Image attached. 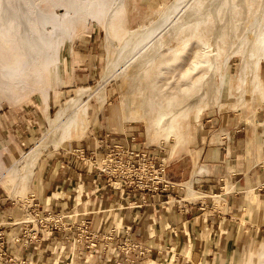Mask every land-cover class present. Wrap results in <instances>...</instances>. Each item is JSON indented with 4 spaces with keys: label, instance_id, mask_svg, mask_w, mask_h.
<instances>
[{
    "label": "crops",
    "instance_id": "obj_1",
    "mask_svg": "<svg viewBox=\"0 0 264 264\" xmlns=\"http://www.w3.org/2000/svg\"><path fill=\"white\" fill-rule=\"evenodd\" d=\"M85 36L82 43L76 42L83 55L92 40ZM95 69L86 61L83 66L76 64L70 71L71 83L61 90L65 95L59 98L52 92L49 96V112L78 84L93 81ZM260 75L264 94V67ZM138 105L144 110L136 115H152L145 103ZM102 114H97L101 123ZM213 121L217 124L205 129ZM203 129L208 134L198 130L189 148L194 158L188 157L185 166L179 165L180 159L173 162L167 171L172 188L156 196L96 168L104 156L99 137L110 134L125 144L130 133H110L106 128L46 153L28 179L29 188L46 215H59L65 227L50 231L43 227L45 223H35L26 230L20 223L23 207L0 194V229L5 235L0 264H11V257L19 264H221L223 257L229 262L243 246L263 241L264 98L252 121L215 117L205 120ZM24 133L12 138L25 145L34 135ZM75 147L80 148V157L71 152ZM150 149L163 155L162 150ZM196 163L202 173L195 174ZM189 182L194 187L191 194L182 185ZM178 196L184 200L176 203ZM82 221H90L88 232L82 229ZM80 232L84 236L78 241ZM130 244L147 251L140 254L141 248L133 247L125 252Z\"/></svg>",
    "mask_w": 264,
    "mask_h": 264
},
{
    "label": "bare ground",
    "instance_id": "obj_2",
    "mask_svg": "<svg viewBox=\"0 0 264 264\" xmlns=\"http://www.w3.org/2000/svg\"><path fill=\"white\" fill-rule=\"evenodd\" d=\"M57 7L64 8V13L58 14L55 10ZM125 7L126 0H0V94L2 96H13L16 87L24 88L28 82L40 83L43 90L41 91L44 92L45 97L44 110H47L46 104L51 93L45 89L44 85L46 71L50 67L54 70L59 68L58 48L64 40L70 39L74 33V25L80 17H93L103 23L107 31L108 37L106 38H109V41L115 46L99 83L93 87L78 89L76 95L60 104L53 115L47 114L48 126L32 149L25 152L13 164L9 172L14 173L17 170L21 177L30 178L35 165L45 150L50 146L57 148L71 136L72 132L85 128L90 98L96 96L104 104L106 101V84L111 78L115 79L127 74L129 65L133 67L143 66L153 57H159L158 53L166 45L168 46L173 39L174 41L178 39L176 42L179 43H176L178 44L177 47L174 44L171 49H168L171 55L173 53H176V56L179 54L181 56L186 55L185 52H188L187 49L193 44V38H196L191 31L195 29L197 24H203L210 19H213L216 24L213 32H211L214 43L217 42L216 40L220 35L230 37L229 40L226 39L228 52L224 55L222 64L226 71L224 73L219 71V79L215 80L218 71L216 63L218 52L212 53L211 60L199 59L197 62L191 63V70L202 66L203 74H209L208 77L205 76L208 79H205L203 83L200 81L197 99L201 95L206 100L214 97L218 104L231 102L234 109H239L247 104V99L255 91L262 88L263 81L260 68L261 61L264 59V0H172L162 10L157 20L150 21L151 23L135 29L123 27L122 15H125ZM49 26L52 29L49 30ZM184 31L189 33L187 36L181 37L182 32L185 33ZM198 41L204 46V39ZM196 45L200 46L199 44ZM202 48L203 50L206 49V47ZM168 50L166 51L168 52ZM167 52L166 56L167 54L170 55ZM160 53L161 57L165 56L164 53ZM236 53L242 56V65L237 82L233 83L229 74V67L231 57ZM182 58H179L180 61ZM163 59L165 58L163 57ZM165 65L163 68L170 66L169 63L168 66ZM172 66L174 67L171 65V69L170 67L168 69L172 70ZM179 66L177 69L180 68V70L184 67L182 64V67ZM174 71L175 69L171 72ZM167 73L165 77L169 74ZM188 74L183 75L186 77ZM184 78L181 80L186 81ZM229 80L231 81L228 82ZM198 84L194 82L190 84V88L188 87L190 89L189 95L192 96L193 92H196ZM197 99L193 100L196 101ZM194 101L191 103L193 104ZM197 102L199 101L197 100ZM182 107L180 112L177 110L174 112L177 108L173 107V110L170 101H168L165 108L158 109L159 111L154 117L147 115H135V117L139 120L148 121L149 126L147 128H149L152 141L158 140L160 141L159 144H162L163 141L175 137L176 140L172 147L174 150L184 135L183 125L178 120V115H187V112L182 111ZM141 108L144 109L142 106ZM202 111L203 106L197 103V121L201 118ZM21 163L23 167L19 169ZM202 170L203 168H200L198 172H202ZM19 175L18 177H20ZM188 190L189 192L194 191L191 182L188 184ZM233 257L235 264H242V262H244L243 264H264V240L259 244L254 254L252 245H249L243 246L240 253H235ZM223 261H225V257H223Z\"/></svg>",
    "mask_w": 264,
    "mask_h": 264
},
{
    "label": "rangeland",
    "instance_id": "obj_3",
    "mask_svg": "<svg viewBox=\"0 0 264 264\" xmlns=\"http://www.w3.org/2000/svg\"><path fill=\"white\" fill-rule=\"evenodd\" d=\"M171 1L172 0H126L125 15H122L123 27L125 29H135L139 26L151 23L150 21L153 22L157 20L161 15L162 10ZM55 10L58 14H63L65 11V9L61 7H57L55 8ZM78 20L74 25V33L72 34L70 39L64 40L62 45L58 48L60 57L59 68L54 70L52 67H50L46 71L47 73L45 72L46 78L45 84H43L45 85V89H47L49 93H56L57 97L60 98L62 95H65L61 93V90L64 89L66 85H69L73 79L70 75L73 67L76 64L77 66H83L85 61L87 65L91 64V67L96 68L95 71L97 72V76H95L93 81H90L89 83L78 84L77 87H74L75 90L69 91L68 96H65V100H63V103H65L71 97L75 96L78 89L82 87H93L99 83L100 79L105 73L108 61L115 50V46L112 45V42L109 41L110 39L106 38L108 36L106 34V27L103 23H100L93 17H80L78 18ZM215 25L216 24L214 23L213 19H210L205 23L203 22V24L199 23L196 25L195 29L191 31L192 33H194V37H196L193 38L195 44L192 40L193 44L191 43V49L188 47V52H185L186 55L184 54L181 56L179 54L176 56V53H173L174 56L171 55V52L168 49H171L173 47L172 45L174 44L177 47L178 44L176 43H179L176 42L178 41V39H176L175 41L173 39L171 42H169L168 46L166 45L164 49L160 51L165 54V56H163L162 54L165 59L161 57V53L159 52V57L156 55L157 57H153V59L149 61L145 66L128 67L127 74L116 77L115 79L111 78L106 84V101L104 102V104L96 96H92L90 98L88 102L87 124L85 125V128L78 129V131L72 132L71 136L57 148H55L54 146H50L43 152L40 160L36 165L38 166L40 164L41 159L45 157L46 153L54 151L55 149H62V147H66V145L72 143L73 141L75 142L86 140L92 137V135L100 134L101 130H105L106 128H108L111 129L110 133H130L132 136H135L141 144L145 146H151V148L162 150V156H164L167 160L168 171L171 168L169 166H171L173 162L180 159L179 165L184 164L185 166V161L188 157L192 159L194 158L189 148L193 144V141L196 139V132L198 130L202 131L204 135L208 134V132L204 131L203 129V122L205 120L214 119L215 117H221L227 118L232 122H236V120L252 121L255 112L259 109V107H261V102L264 98V94L262 92L263 83L262 88H260L259 91H255L250 96V98L247 99V104L239 108L241 110L234 109L233 103L231 102H222L218 104L217 99L214 97L212 99L206 100L201 95V97L197 99L199 96L198 91H200V83H203L205 79H208L205 76H209V74H203L202 71L204 69H202V66H199L201 69L197 67L195 70H191V63L197 62L199 59L211 60L212 53L218 52V56L216 57L218 71L216 73L215 80L217 81L219 79V71L223 73L226 71V69L224 68L225 66L223 67L222 64L224 60L223 58H225L224 55H226L228 52V49H226V41L229 40L230 37L228 36L227 38V36L220 35V37H218L216 40L217 42L214 43L212 35L213 33L211 32H213V28L215 27ZM50 29L52 28L49 26V30ZM188 33V31L185 33L182 32L181 37L187 36ZM210 33L212 36L210 35ZM86 34L90 35L92 40L90 41V43H86V48L83 50L84 52H86V55H83L81 52L82 48H79L80 50H77L76 42L78 41L79 43H82L80 41H83L84 37H86ZM208 35L210 36V38H208ZM199 39H204V46L203 44L199 43ZM208 39L211 40L209 41ZM196 44L201 45L198 46ZM202 47H206V49L203 50ZM165 49L168 50V52ZM166 52L170 53V55L167 54L166 56ZM184 56H187V60ZM180 57H183L185 61L183 60V58V61H180ZM164 61L167 63H165ZM168 63L170 66H168ZM165 64H167L168 67L163 68V66H166ZM181 64L184 67H187L184 68L181 66ZM171 65H174L175 68L172 66V70L175 69L176 72H171ZM177 65H180L183 68H181L182 71L180 70V68H178V71ZM241 65L242 56L237 53L232 55L229 74L233 83L237 82ZM169 67L170 69H168ZM261 67H264V59L261 61ZM163 69L164 71L166 69L169 71L166 70L164 73ZM184 69L187 70L185 71ZM189 69L191 71H188ZM167 72L169 74L171 73L172 75H169ZM166 73L168 74L166 76L167 78L165 77ZM185 73H189L190 75L188 74L185 77ZM181 75L182 77H180ZM182 78H184L186 81L181 80ZM192 80L194 83L199 84L197 86L198 89H196V92H193V95L191 96V94L189 95V86L191 83H193L191 82ZM231 80H229L228 82H230ZM41 86L42 85L40 83L33 84L28 82V85L24 86V88L16 87L13 96H2L0 94V194L3 193L5 197H11V199H14V201L25 200L28 195L32 193V190L29 188L28 184V179L30 178H26L24 176L21 177L17 170L14 173L11 171L9 172V169L25 152L32 149V147L36 144L37 139L42 135L43 131L48 126L46 115H53L59 108H52L49 112L48 100L46 104L47 110H44L45 97L44 92L42 93L43 90ZM141 95H144L145 97L147 96L148 99L137 97ZM192 98L194 100L197 99L199 102H197V100L194 101ZM192 100L194 101L193 104L191 103L193 102ZM168 101H170V106H172V108H177L175 110L173 108L174 112H176V110L180 112L182 106H186L184 107V109L182 107V111L187 112V115L183 116L180 114L178 115L179 118L177 117L179 122L183 125L182 130L184 132V135L182 141L175 147L174 150L172 149V147L175 143L174 141L176 140L175 137H171L168 141H163L162 144H159L160 141L158 140L152 141L149 134V128H147L149 126L148 121H146L145 119H140V121L137 117H135V112H139L140 110H142L138 105L139 103H145L147 105V111L152 113V115L150 114V117H154L155 113L165 108ZM197 103L203 106L201 118L198 121L196 119ZM190 109L193 110V112H191ZM99 112L103 113L100 117V119H102V123L99 121V117L97 115ZM42 113H44V116H42ZM212 123L217 124L216 121L208 122V127H205V129H209V125H211ZM223 123L227 124L226 121H223ZM106 124H108V126H106ZM215 128L217 127L214 125L213 130ZM23 131L32 133L34 135L33 139L30 138L27 142H25V145H22L19 142L20 140L18 138H16V141H18L19 143H17L12 138L13 134H18L19 132L24 133ZM6 133L8 135H6ZM22 167L23 164L21 163L19 165V169ZM200 168V164L196 163L195 174L202 173L198 172ZM18 175L21 177V179L20 177H18ZM182 185L185 187L189 194L193 192H189L188 184L183 183ZM186 199L192 198L187 197ZM21 218L23 219L26 217L22 216ZM261 242L262 241L260 240L254 246H252L253 254L256 252V249ZM236 253L239 254L240 250ZM239 257L241 256L239 255ZM234 261L235 259L233 257L229 262H222L221 260V264H235ZM243 263L244 262H242V264Z\"/></svg>",
    "mask_w": 264,
    "mask_h": 264
},
{
    "label": "built area",
    "instance_id": "obj_4",
    "mask_svg": "<svg viewBox=\"0 0 264 264\" xmlns=\"http://www.w3.org/2000/svg\"><path fill=\"white\" fill-rule=\"evenodd\" d=\"M99 142V146L104 151V156L96 166L99 172L106 173L111 177L121 178L130 186L139 189L143 193L148 192L152 196L168 193L172 188V184L167 177V160L159 153H151V146L141 144L135 136H131L127 143L122 144L114 141V138L110 134L105 137H99ZM71 152L78 157L82 155L80 148L77 147L71 149ZM183 200L182 196H178L176 203L182 202ZM18 202L23 207V216L26 217L20 223L25 226L26 230L29 227L32 228L35 223H45L43 227L50 231L65 227L59 215H46L41 209L40 202L35 194L30 193L25 200ZM166 202L169 203V199ZM82 222V229L88 232L90 221ZM88 235L91 234H86V236ZM83 236H81L80 232L77 240H82ZM4 237V232L0 229L1 247L4 244ZM133 247L141 248L140 254L147 251L146 247L130 244L126 249L124 248L125 252L132 250ZM10 263L19 264L20 262L15 257H11Z\"/></svg>",
    "mask_w": 264,
    "mask_h": 264
}]
</instances>
